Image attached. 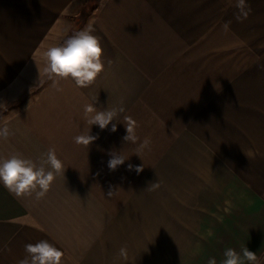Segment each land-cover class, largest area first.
<instances>
[{
	"label": "crops",
	"instance_id": "crops-1",
	"mask_svg": "<svg viewBox=\"0 0 264 264\" xmlns=\"http://www.w3.org/2000/svg\"><path fill=\"white\" fill-rule=\"evenodd\" d=\"M235 2L0 0V122L13 133L0 160L54 148L65 169L40 198L0 183V264L41 240L64 264H222L244 247L264 264V0H246L242 21ZM89 22L104 71L53 86L40 53ZM87 104L116 109L117 131L92 125L84 146ZM110 153L128 159L111 171Z\"/></svg>",
	"mask_w": 264,
	"mask_h": 264
},
{
	"label": "clouds",
	"instance_id": "clouds-1",
	"mask_svg": "<svg viewBox=\"0 0 264 264\" xmlns=\"http://www.w3.org/2000/svg\"><path fill=\"white\" fill-rule=\"evenodd\" d=\"M235 7L239 14L237 21L247 19L251 12L250 6L246 0H236ZM225 30L229 29V24L223 25ZM93 22H89L82 30L68 37L58 46H48L40 53L45 63L44 73L53 80V86H56L60 80L71 79L79 88H87L92 85L97 77L105 69L103 57V48L99 37L93 35ZM111 64V61H108ZM59 90V89H58ZM3 107L4 110L6 106ZM120 112L123 108L119 109ZM116 109L98 110L94 104H87L84 107V118L90 126L87 133L74 137L78 145L89 146L98 137L90 135L91 126L98 125L101 130L107 129L111 124V132L117 131V125L112 123L116 120ZM136 122L131 117H126V135L123 140L136 143L139 139L135 133ZM13 133L10 131L6 119L0 122V139L7 140ZM150 138H145L140 144V149L150 146ZM111 158L108 161V168L115 171L118 166L123 165L128 158L119 153H110ZM129 171H135L137 174L143 171L144 166H134L128 164ZM64 164L58 159L54 148H49L47 152L41 154L38 161L23 158L22 155H11L0 160V183L12 194L17 197L31 195L35 193L37 198L43 197L50 189L53 181L60 174H64ZM153 183L152 188L158 187ZM113 190L110 189L107 195L110 197ZM25 258L18 261V264H64V253L47 240H41L35 244L25 245ZM122 257L127 259L125 249L120 250ZM222 264H257L255 252L247 247L242 249L241 253L229 248L224 252ZM208 264H216V260L210 259Z\"/></svg>",
	"mask_w": 264,
	"mask_h": 264
}]
</instances>
